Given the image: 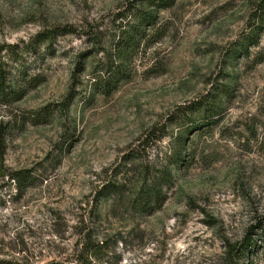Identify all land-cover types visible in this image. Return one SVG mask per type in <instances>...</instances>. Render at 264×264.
<instances>
[{"label":"rangeland","instance_id":"obj_1","mask_svg":"<svg viewBox=\"0 0 264 264\" xmlns=\"http://www.w3.org/2000/svg\"><path fill=\"white\" fill-rule=\"evenodd\" d=\"M131 1L0 0V44L73 31L29 56L30 87L0 105V259L264 264V226L243 256L228 251L264 216V24L246 55L227 59L258 0H176L159 11V33L134 52L114 92L88 98L98 63L114 64L110 44L132 22ZM230 77L233 95L218 122L193 127L185 139L192 159L172 166L176 108ZM44 107L52 113L36 117ZM168 169L162 202L136 213L130 200L140 181ZM20 170L34 182L18 191L8 175ZM108 182L122 191L100 198ZM83 235L103 243L89 262H77Z\"/></svg>","mask_w":264,"mask_h":264},{"label":"trees","instance_id":"obj_2","mask_svg":"<svg viewBox=\"0 0 264 264\" xmlns=\"http://www.w3.org/2000/svg\"><path fill=\"white\" fill-rule=\"evenodd\" d=\"M176 0H132V9L129 12L132 22L129 20L120 27L118 33L114 36L113 42L110 44L109 59L107 62L114 61V64L102 62L98 63L94 77L90 83V89L87 97L94 98L97 94L110 95L117 88L120 80L125 78L129 72V61L134 52L139 50L141 44H148L153 38V34L157 32V16L160 10L169 9L175 4ZM247 34L240 38L230 50L227 52V59L232 62L248 53V47L256 42L258 33L264 24V0H258L256 6L251 11ZM151 30V33L148 32ZM73 32L69 27H54L38 32L27 43L23 44H0V105H10L19 101L26 93V87H30L32 78L28 76L27 66L30 63L29 56H35L41 50L43 56L50 49L57 36L63 33ZM156 40V39H155ZM225 80L222 83L212 85L210 90L201 95L196 101L188 105L176 108L175 117L170 119V123L180 124L181 131L177 135L176 149L173 152L172 166L179 167L182 162L192 159L190 154H185L187 146L185 145L186 134L193 130L208 128L218 122V118L225 110V102L233 95V83ZM73 97H69V101ZM60 111V108H57ZM62 110V109H61ZM52 110L44 107L36 117L49 116ZM194 127V128H193ZM3 135L0 129V137ZM172 177L171 170H163L161 175L150 178V181H140L136 192L131 197L130 205L132 209L139 215H143L158 206L163 200L162 187L167 184ZM8 179L12 180L18 191L32 186L34 178L26 170L15 171L8 175ZM120 183L108 182L103 184L97 191L100 198L107 195H119L121 193ZM255 226V227H254ZM250 227L248 235L238 244L229 245L228 251L237 256L244 255L245 251L250 250L252 239L250 235L254 228L261 230L264 226V216L257 221V224ZM81 249L77 262H89L95 259L101 253L103 243L95 240L91 235H83L81 237ZM102 242V241H101ZM0 264H30L23 260L0 259ZM46 264H61L58 262H49Z\"/></svg>","mask_w":264,"mask_h":264},{"label":"clouds","instance_id":"obj_3","mask_svg":"<svg viewBox=\"0 0 264 264\" xmlns=\"http://www.w3.org/2000/svg\"><path fill=\"white\" fill-rule=\"evenodd\" d=\"M75 43L79 46V45H81V41L80 40H77V41H75ZM84 47H86V45H83Z\"/></svg>","mask_w":264,"mask_h":264}]
</instances>
